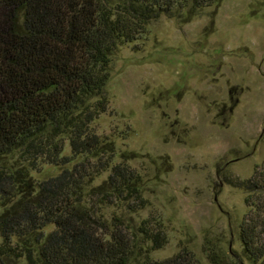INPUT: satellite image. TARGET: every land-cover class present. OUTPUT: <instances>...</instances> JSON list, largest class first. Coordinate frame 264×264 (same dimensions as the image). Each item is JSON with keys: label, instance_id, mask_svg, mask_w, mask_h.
<instances>
[{"label": "trees", "instance_id": "16d2710c", "mask_svg": "<svg viewBox=\"0 0 264 264\" xmlns=\"http://www.w3.org/2000/svg\"><path fill=\"white\" fill-rule=\"evenodd\" d=\"M221 1L0 0V161L17 156L0 162V264H203L186 248L150 257L167 242L163 223L129 216L147 205L141 177L113 163V141L92 124L109 108L105 86L120 47L162 15L188 21ZM44 166L60 170L35 179ZM234 186L246 194L242 254L264 264V160ZM107 207L121 213L106 218ZM204 252L209 264H237Z\"/></svg>", "mask_w": 264, "mask_h": 264}, {"label": "rangeland", "instance_id": "374dc122", "mask_svg": "<svg viewBox=\"0 0 264 264\" xmlns=\"http://www.w3.org/2000/svg\"><path fill=\"white\" fill-rule=\"evenodd\" d=\"M184 19L162 15L114 53L109 108L92 127L113 141V163L126 161L141 177L147 205L129 216L163 223L167 242L151 258L186 248L209 264L207 249L252 264L238 236L246 194L234 184L264 160V0H222ZM59 170L44 166L32 176ZM120 213L103 209L106 218Z\"/></svg>", "mask_w": 264, "mask_h": 264}]
</instances>
